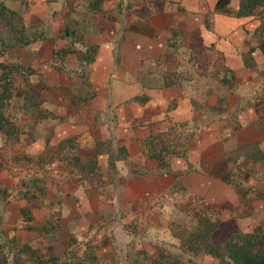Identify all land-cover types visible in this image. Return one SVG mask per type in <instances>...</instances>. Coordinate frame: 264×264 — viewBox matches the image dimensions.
<instances>
[{
	"label": "crops",
	"instance_id": "1",
	"mask_svg": "<svg viewBox=\"0 0 264 264\" xmlns=\"http://www.w3.org/2000/svg\"><path fill=\"white\" fill-rule=\"evenodd\" d=\"M3 1L22 14L26 30L48 36L75 27L76 46L95 49L81 64L58 67L48 42L15 44L21 52L6 60L27 69L13 74L9 107L20 132L14 140L0 134V184L10 170L26 172L28 158L42 159L35 173L58 178L69 167L59 148L66 139L79 157L97 158L101 175L88 182L95 194L76 180L71 199L59 198V185L47 194V183L38 198L0 190V237L14 231L39 257L64 264H92V249L102 251L93 264H128L127 249L102 246L99 215L116 216L122 244L131 235L119 215L138 217L143 240L152 239L148 228L176 239L171 226L181 209L171 207L185 201L216 219L213 230L235 227L226 236L247 229L248 214L262 210L264 232V2L236 15L238 0L217 8L216 0ZM25 93L42 115L24 103ZM20 207L34 231L18 229ZM148 209L154 214L146 219ZM21 264L37 262L25 256Z\"/></svg>",
	"mask_w": 264,
	"mask_h": 264
},
{
	"label": "trees",
	"instance_id": "2",
	"mask_svg": "<svg viewBox=\"0 0 264 264\" xmlns=\"http://www.w3.org/2000/svg\"><path fill=\"white\" fill-rule=\"evenodd\" d=\"M227 2L228 0H216L215 7H224ZM261 2H264V0H238V8L235 10V14H249L252 9ZM23 30L25 31L26 29L22 14L16 9L7 6L3 0H0V57L13 45H22L30 41L29 39H25L27 34L25 32L24 35ZM93 48L95 49V47ZM89 56L90 55L85 58L87 59ZM13 74L14 70H8L7 68V61L0 58V128L9 122L7 113L11 112L9 107L10 97L15 86ZM29 95L31 96V94ZM29 95L26 93L24 94L25 97ZM14 127L16 128L15 125ZM14 135H17V133ZM65 141V144H63V142L59 144V148H61V146L62 148H66V160H68L71 164L72 162L70 157L71 159L77 158L82 162L89 161L88 164H92V170H90L87 174H92L94 178L98 179V175H101V173L98 171V165L96 162L97 158L95 156H89L87 158L79 157L77 153L78 146L72 143L70 139H66ZM156 158L161 160L160 164L162 166L165 165L161 157L158 156ZM106 162L110 167L113 166L112 159L108 158ZM95 174H98L97 177ZM37 189L39 192H43V184L37 186ZM30 196L38 198V196L34 193H31ZM187 203L192 205V212L189 214L192 223H190V227L182 229L180 232L179 230H175L176 227L171 226L172 233L178 240L179 249L182 248L188 256L187 263H184L177 255L169 252V250L165 248L163 242H155L147 238L143 240L141 237H138L136 234L137 228L133 223L138 221V217H130L128 221L125 222L124 220H120L119 215L118 224H120L124 231L131 235L127 242L122 244L117 240L116 236L117 233H120L117 229L118 226L116 224H112V221L116 216L110 215L108 218H105L102 214H100L99 219H101V225L104 228L102 246H108L110 244L112 249H127L126 254L130 257V263L128 264H150V262H157L158 264H198L195 262V257L206 252L211 253L214 256H224L227 264H264V232L261 231L258 224L244 229L243 231L237 230L231 232L225 237L223 242L213 241L210 238V233L216 227V219H212L211 216L204 211V209L198 206L197 202H193L192 204H190V202ZM20 211L22 213L28 212L24 207H20ZM121 213L123 212L121 211ZM153 214L154 210L148 209L145 213V218L147 219L149 215ZM47 228L48 227L46 225V228L44 229ZM69 238L71 240L72 236H69ZM72 242L73 241L71 240L69 244ZM93 245L94 244H92V247ZM26 246H28V244ZM145 249L156 250H154L152 254H147ZM162 249H166V251H163ZM30 251H32L33 254L30 258H35L37 264H64L63 261H56L55 257L52 255L39 257L36 255L35 249H30ZM70 251L73 252L72 250H68V252ZM81 251H86V249H81ZM136 251L140 252L142 257H137ZM114 252H116V250ZM101 253L102 251L97 252L96 255H91V253H89V256L92 259V264L97 260V257L99 258ZM80 254L81 253H79V255ZM5 258L10 260L8 262H4V257L0 258V261L2 260L1 264H9L10 261L15 262L16 264L22 263V261L18 262V259L13 255V252H9V256L5 254ZM78 264L84 263L78 261ZM215 264H221V262H216Z\"/></svg>",
	"mask_w": 264,
	"mask_h": 264
},
{
	"label": "rangeland",
	"instance_id": "3",
	"mask_svg": "<svg viewBox=\"0 0 264 264\" xmlns=\"http://www.w3.org/2000/svg\"><path fill=\"white\" fill-rule=\"evenodd\" d=\"M75 26V25H74ZM25 32L27 34V36L25 37V39H41L42 43L44 42H48L49 46L48 48L50 49V54L57 60V66L61 67L60 65H69V63L72 64H81L80 59L81 58H85L88 55H92V49H94L92 47V45L90 46H85V47H79L76 46L75 44V39L78 35L77 30L75 29V27L72 28V30L66 31L65 33H55L53 35H43L42 31H24L23 33L25 35ZM19 35V34H16ZM44 48V47H43ZM1 49V48H0ZM17 52H21V50L19 49L18 46L13 45L9 50H7L5 53H3V59L4 61H7V68L8 70H14V72L19 73V75H23L24 72L26 71L27 67L24 64H21L19 62H13V61H9L6 59H9L10 54L13 53H17ZM37 52V53H41ZM9 63V64H8ZM24 80V79H23ZM26 104H28L29 106H32V108H34V112L36 115L40 116L43 114L44 111H42L40 108H38V102L37 99L34 96H26V100L25 102ZM30 103V104H29ZM8 117H9V122L6 123L2 128H0V134L2 136H5L7 140H14V138H16V136H18L19 134V129L18 127L15 125L14 122V116H12L11 112H8ZM13 125V127H12ZM14 125L16 126V128L14 127ZM7 132V133H5ZM15 133H17V135H14ZM147 154L150 156L151 154L154 153L153 147L150 145L147 148ZM25 157H23L24 159ZM28 164L29 163L32 165V170L33 172H29L31 165L28 167L29 169L23 173V171L21 170L19 173H17L15 170H10V174L7 178L6 182H3L2 184H0V190L1 192H3L2 194L4 196H9L11 194H15V191H19L22 192L25 196L30 195L29 193H41L38 191L37 186H40V184H43V187L46 185V191L47 194H50L54 188H56V185L61 186L60 189V196L59 198H65V199H71L72 198V194H70V192H68L67 189H69L70 186L74 185L76 180H82L83 182L87 183V186L85 188V190H87L86 192H88L89 194H95L96 193V189L98 190L99 188L96 187H91V185H89V183H92V181H94V179L92 178V174H87L88 172H90V170H92V164H88L89 161H80L77 158L71 159L70 160L72 162L69 163L68 160H66L69 163V167L68 170L63 173H61V175H59V177L57 178L53 173H35L34 171L36 170L35 167L37 165L40 164V162H42V159L40 158H28L27 159ZM48 160V159H47ZM89 182V183H88ZM103 189H109L106 186L101 187ZM3 189V190H2ZM84 197V196H83ZM184 201L182 200H178V202H182ZM180 208L181 211L180 212H176V216L177 217V223L174 227H176V231L179 230L181 232L182 229H187L188 227H190L191 223V219L189 214H191V209H192V205H189L186 201L181 205L178 206L175 205L174 207H171V210ZM67 212V211H66ZM22 220L24 221V224H22V226H18V229H24L25 231H27V233L34 231L33 229V225L34 223L32 222V220L29 217V214L26 213H22ZM263 216V211L259 210V209H254L252 210L248 216L245 218V221L242 222L244 223L243 227L247 226L248 227H252L257 225V222H259L260 218ZM171 218L173 217L172 215L170 216ZM170 218V219H171ZM170 219H160L157 220L156 223L158 224H164L165 221L169 224L170 223ZM134 225L136 226V228L138 227L137 222H133ZM191 223V224H190ZM260 224V223H259ZM220 226V225H219ZM230 228H235L233 226H228V225H224L222 227H218L215 230H212L210 233V238L213 241H219V242H223V240L226 237V234L228 232V230ZM23 230V231H24ZM10 232V231H8ZM148 232H149V236H151L152 239H157V240H163L161 242H164L165 248H167V250H169V252L177 255L184 263H187V254L183 251L182 248L179 249L178 246V240L177 238L173 239V238H169L167 239L166 236H160V232H150L149 228H148ZM183 232V231H182ZM21 235H17L14 231L10 232L9 234H7V236L4 237H0V258L4 257V262H8L10 259H6L5 258V254H7V256H9V252H13V255L18 259V262L23 261L24 257H30L33 256L32 251H30L29 246H26L27 244L21 240L20 238ZM117 236V240L120 243H123L125 240L121 239L120 233L116 234ZM120 237V238H119ZM150 238V237H149ZM98 241H101L100 238H98ZM151 239V240H152ZM26 244V245H25ZM163 251H166V249H162ZM99 249H92V254L96 255L97 252H99ZM86 252V251H84ZM137 252V257L141 256L142 254L138 251ZM223 252V250H222ZM148 254V253H147ZM224 254V253H222ZM74 259L76 255H71ZM81 257V254L78 256ZM69 258V255H68ZM56 259V257H55ZM150 260V259H149ZM192 260V259H191ZM207 260L208 262H206L205 264H215L216 262H221V264H227L226 260L224 259V256H214L211 253H204V254H199L195 257V262L197 261H204ZM193 261V260H192ZM2 260L0 261L1 264ZM13 264H16L15 262H12ZM150 264H158L157 262H150ZM201 264V262H200Z\"/></svg>",
	"mask_w": 264,
	"mask_h": 264
}]
</instances>
